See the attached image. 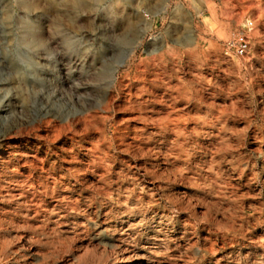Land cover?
Wrapping results in <instances>:
<instances>
[{
	"label": "rangeland",
	"instance_id": "374dc122",
	"mask_svg": "<svg viewBox=\"0 0 264 264\" xmlns=\"http://www.w3.org/2000/svg\"><path fill=\"white\" fill-rule=\"evenodd\" d=\"M79 1L0 0V264H264V0Z\"/></svg>",
	"mask_w": 264,
	"mask_h": 264
},
{
	"label": "built area",
	"instance_id": "2783aa9c",
	"mask_svg": "<svg viewBox=\"0 0 264 264\" xmlns=\"http://www.w3.org/2000/svg\"><path fill=\"white\" fill-rule=\"evenodd\" d=\"M228 46L234 48L238 55H245L250 48V38L247 33L240 32L228 42Z\"/></svg>",
	"mask_w": 264,
	"mask_h": 264
},
{
	"label": "bare ground",
	"instance_id": "6f19581e",
	"mask_svg": "<svg viewBox=\"0 0 264 264\" xmlns=\"http://www.w3.org/2000/svg\"><path fill=\"white\" fill-rule=\"evenodd\" d=\"M91 1L92 0H83V3L81 2V4H90L91 3ZM71 4L73 5V6H78L79 4H80V1L79 0H71ZM141 99V98H140ZM89 116V115H88ZM87 116V117H88ZM77 121V120H76ZM82 121V120H81ZM80 121V122H81ZM87 121V120H86ZM86 121H85V125H86ZM88 122V121H87ZM83 123V122H82ZM81 123V124H82ZM90 123H91V121H90ZM88 124V123H87ZM69 125V124H68ZM83 125V124H82ZM84 127V126H83ZM90 127V126H89ZM94 127V126H93ZM85 128V127H84ZM90 129V128H89ZM117 263V262H116ZM117 264H135V260H133V259H130L129 260V262L128 263H125V261H124V259H122V257L119 259V261H118V263Z\"/></svg>",
	"mask_w": 264,
	"mask_h": 264
}]
</instances>
